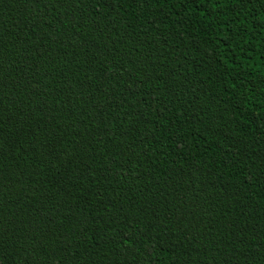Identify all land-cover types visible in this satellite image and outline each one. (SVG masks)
Returning <instances> with one entry per match:
<instances>
[{
  "label": "trees",
  "instance_id": "16d2710c",
  "mask_svg": "<svg viewBox=\"0 0 264 264\" xmlns=\"http://www.w3.org/2000/svg\"><path fill=\"white\" fill-rule=\"evenodd\" d=\"M0 264H264V0H0Z\"/></svg>",
  "mask_w": 264,
  "mask_h": 264
}]
</instances>
